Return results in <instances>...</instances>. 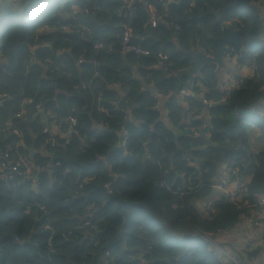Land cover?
Here are the masks:
<instances>
[{
	"label": "trees",
	"instance_id": "16d2710c",
	"mask_svg": "<svg viewBox=\"0 0 264 264\" xmlns=\"http://www.w3.org/2000/svg\"><path fill=\"white\" fill-rule=\"evenodd\" d=\"M252 3L177 0L165 8L159 0H143L127 20L124 0H16L14 9L0 6V153L7 152L11 161L31 149L53 154L33 156L35 166H53L38 174L37 191L15 178L0 180V264H143L140 258L148 264H224L202 237L214 241L244 220L264 216V205L257 204L264 196V149L247 156L238 146H247L252 124L260 126L256 120L264 92V43ZM84 11L95 23L82 16ZM228 19L250 24L241 62H252L261 80H245L225 94L214 65L191 77L177 75L192 66L188 52L213 48L209 38L227 34L220 35L219 24ZM44 23L49 31L35 32ZM124 24L132 31L130 43L148 56L122 54ZM172 25L179 29L172 31ZM197 37L199 44L193 43ZM97 44L102 48L96 50ZM141 83L167 97L170 128L154 110L157 99L142 91ZM113 84L120 91H110ZM195 84L213 105L185 98L184 114L179 93ZM27 98L29 106L23 104ZM119 100L126 101L132 122L126 123ZM98 104L105 114L96 111ZM189 112L192 117L206 113L211 130L205 144L192 142L185 122ZM68 117L76 119L78 134L66 143L54 132L65 130ZM121 125L125 150L117 145L123 139ZM187 125L198 129V121ZM44 127L49 134H42ZM49 136L53 147L45 144ZM189 160L199 167H186ZM222 163L243 184L237 203L213 194L210 182ZM79 184L82 189L75 194ZM86 222L92 225L73 229L74 223ZM87 229L91 235L84 239L78 233ZM252 254L240 253L248 260Z\"/></svg>",
	"mask_w": 264,
	"mask_h": 264
},
{
	"label": "crops",
	"instance_id": "0c3cea01",
	"mask_svg": "<svg viewBox=\"0 0 264 264\" xmlns=\"http://www.w3.org/2000/svg\"><path fill=\"white\" fill-rule=\"evenodd\" d=\"M169 1H168L169 2L168 4L177 2V0H169ZM159 2H161V0H159ZM4 4L12 5V9H14L16 7V0H8ZM251 7L253 8V10H255V19H256V23L258 27V37L260 38L262 36L263 39H260V40H262V42L264 43V0H253ZM73 10L74 9H72V11ZM219 25H220L219 26L220 35L225 32H227V34L219 36V37L217 36H212L210 38L208 37L211 41L213 39L227 38L229 34L233 32H237L239 35L238 39L240 42V48L234 52V57L228 56L227 53H225L221 58V66H218L216 64L214 65L216 68V73L219 77V85H218L219 91L226 94L225 90L228 88L230 80L232 79H237V80L239 79V80H242L243 82L251 78L261 80V77L255 75V67L252 62H249V61L241 62V59L243 57L242 56V53H243L242 46L245 42H248V39L250 38V34H246L244 30L248 29L250 24L248 22L246 23L245 19H241V20L240 19H236V20L228 19L226 21L221 22V24ZM200 42L201 40L198 37L193 39V43L195 44H199ZM230 49L234 51L232 47ZM196 50L200 51L204 49L196 48ZM204 52L206 55L213 57L215 56V53H216V47L215 46H213V48L209 47L205 49ZM132 71L136 72L134 69H132ZM133 75H134L133 77L138 78L136 73H134ZM262 80H263V84H262V87L260 88V92L264 91V76H262ZM147 88H148L147 86L141 83V90L148 91ZM110 89H111L110 91H117L116 89L111 88V87ZM124 96L125 94H121L122 99ZM158 97L159 98L157 99V104L154 110L157 111L159 118L162 119L165 124H168L167 127L170 128V124L168 122V118H169L168 111H167V108H165L164 106L165 103H167L168 99L167 97H163L161 95H159ZM178 98H180V100L182 101V104L184 106V114H185V112L187 111L186 102L184 101L182 97H180V95ZM159 99L161 100V102L159 101ZM259 110L260 112L258 113L256 122L259 123L260 126H256L255 124H252L248 128V131H251V134L254 131H256L257 134L250 136L251 134L248 132L247 142H246L247 146L242 145L241 142L238 145V146L241 145L240 146L241 150L247 156H250L252 153H256L257 151L264 149V92H263V98L261 100V107ZM205 112H207V110H205ZM205 112L204 114H199L194 117H192L188 113L190 117L188 116L185 117L187 119L185 121L187 124H189V120L191 119L192 121H198V129H194L193 127L186 124V128L190 130V133L192 132L191 138L193 139L192 142L194 143L195 141H197L200 144H205L208 141V138L204 135V130L207 126V123H206L207 116ZM132 117L134 119L133 115ZM59 131H60L59 129L56 130L54 132L55 134L54 136H58L60 133ZM200 131L202 133H200ZM117 145H119V143H117ZM33 152H34V155L35 153L37 154L41 153L37 149L33 150ZM187 166L192 167L193 169H194V166L199 167V165H196V164H193V166H190V164H187L186 167ZM216 167H217V173L215 177L211 179L210 185L214 186L218 184L219 179L221 177H224L226 178V181L228 182L227 184L230 188H235L237 191H240L239 187H241L243 184L241 183V181L236 180L231 177V175L229 174L230 168L228 167V164L226 163H222L219 165L217 164ZM197 179L200 180L201 175L198 176ZM246 180L247 178L244 179V181ZM35 182L38 183V176ZM31 189L36 191L37 186ZM212 190H213V194L222 195V193L219 190H216L214 188H212ZM214 197L216 196L213 195L211 198H214ZM263 219H264V216H259L257 220L262 222ZM263 238H264V227L263 226L257 227V226L247 223V221L244 220L241 225H239L235 230L231 231L230 233L219 234L216 237V239L212 241V245L214 246V248L219 247L222 250H224V252L227 255L234 257L236 261H238L239 264H264V243L262 241ZM244 252L253 253L250 260H248L246 256L240 255V253H244ZM237 258H240L241 262Z\"/></svg>",
	"mask_w": 264,
	"mask_h": 264
},
{
	"label": "built area",
	"instance_id": "2783aa9c",
	"mask_svg": "<svg viewBox=\"0 0 264 264\" xmlns=\"http://www.w3.org/2000/svg\"><path fill=\"white\" fill-rule=\"evenodd\" d=\"M135 0H126L125 1V5H124V12L125 14H128L130 12V8L131 5L134 3ZM164 4L167 3L169 0H161ZM167 1V2H166ZM170 2V1H169ZM168 2V3H169ZM179 28L177 26H173L172 25V31H177ZM49 28L47 27V25H44L40 32H48ZM130 35H131V30L125 26L124 30L122 31V36H121V40H120V48H121V52L122 54H134V55H140V56H148L149 52L147 50H144L140 45L138 44H131L130 43ZM96 50L101 48V45H95L94 46ZM205 51V50H203ZM59 52V51H56ZM227 55L234 57V51H232L231 49L227 51ZM158 58L161 61H165L167 60V56L166 55H161L158 54ZM83 60L81 58L78 59L77 63L78 64H82ZM242 84V80H237V79H232L230 80V83L228 85V88L225 90L226 94L229 93L232 89H237L239 88V86ZM111 88L116 89L117 91H120V86L118 84H113L112 86H110ZM86 87L84 85H82L80 87L81 90H84ZM144 88V87H142ZM142 91H146V90H142ZM205 94V90L203 89V87L200 84H195V86L191 89H184L182 91H180L179 95L180 97H182L183 99L185 98H195V99H202L203 98V104L209 108L213 105V102L211 100H207L204 99V95ZM153 96L158 99L159 94L154 92ZM5 97V96H4ZM121 105L125 106V112H126V123H130L133 121V117L131 114L130 109H128L126 107V101L122 100ZM23 104L25 106H29L32 104V100L31 99H24ZM37 110H40V105L36 106ZM96 111L98 113H102L105 114L106 110L104 109V107L100 104L97 105L96 107ZM190 114V112H189ZM188 114V116H189ZM24 113H19L15 115V118H20L21 116H23ZM66 122H67V126L65 128V130L63 132H61V130L58 132L59 135L57 136L59 139L63 140L64 142L68 143L73 137H75L78 133L77 130L75 128L76 125V119L74 117H68L66 118ZM50 125H53V123H51ZM6 126L8 127L9 130V123H6ZM211 128L207 125L205 130H204V135L208 138V134ZM49 128L48 127H44L42 129V134L47 135L49 134ZM119 132L121 134V136L123 137L122 141H120V147L125 150L126 149V143H127V139L125 137L126 134V130H125V125H121ZM53 137V136H52ZM51 136H49V139L47 138L45 140V144L46 145H50L51 147L54 146L55 144V140L54 138H52ZM40 155H43L45 158L47 157H52L53 154L49 151L46 152L44 150H40ZM10 156L7 152H2L0 153V180L9 183V181L12 178L18 179L20 181H22V183H27L29 186H31V188H35L37 186L38 183H36V179L39 173H42L43 171L47 170V169H51L53 166L52 165H48L46 168L45 167H37L35 166V164L33 163L32 159L29 155H18L14 160H10L9 159ZM189 162V161H188ZM190 165H193V163H190ZM58 164L55 163L54 166H57ZM229 178V177H228ZM228 182L226 181V178L221 177L219 179L218 184L211 186V188H214L216 190H219L222 195L227 199L228 202L230 203H237L238 200L240 199V195H238L239 191H237L235 188H230L227 184ZM82 189V184L77 185L76 188V192L75 194H78L80 192V190ZM257 204L259 205H264V196H261L258 198L257 200ZM206 206V205H205ZM30 211V210H28ZM247 223L257 226V227H264L263 223L261 221L255 220L254 222L250 220L247 221ZM92 224L86 222L78 227H76L75 229L78 230L79 228H86L88 226H90ZM46 229H49L48 226L45 227ZM53 235V232H51ZM230 232H223L221 234H228ZM69 235L71 233H68ZM194 234V233H193ZM87 235L88 237L91 235L88 232L87 229ZM196 235V234H194ZM197 236V235H196ZM202 239L205 242H209L212 244V239L211 237L208 235H204L202 237ZM16 241H20L19 239H15ZM263 243H264V238H263ZM215 256L217 257V259H221L224 264H239L238 261H236V259L230 255H227L224 250H222L219 247L215 248ZM105 256H108V254H106ZM143 264H148V262L143 261L142 258L139 259Z\"/></svg>",
	"mask_w": 264,
	"mask_h": 264
},
{
	"label": "water",
	"instance_id": "95a60500",
	"mask_svg": "<svg viewBox=\"0 0 264 264\" xmlns=\"http://www.w3.org/2000/svg\"><path fill=\"white\" fill-rule=\"evenodd\" d=\"M82 16L84 18L88 19L89 21L95 23L94 17L87 16L84 14H82ZM238 37H239L238 33L233 32V33L229 34V36L227 38L213 39L211 42H212L213 46L216 47V53H215V56H213V57L206 55L203 50L188 52L187 56H189L191 58L192 66L189 67L188 69L182 71V72H178L177 75H185L187 77H191V76L195 75L199 70H201V67H203V66L215 65V64L218 66H221L222 56L225 53H227L228 50H230V48H228V47H232L234 51H237L240 48V42H239ZM147 89L149 92L154 94L153 89H151L149 87ZM159 101L161 102L160 99H159ZM200 133H202V132L200 131ZM225 153L229 154L231 152L228 150ZM29 156L31 158H33V156H34L33 150L29 151Z\"/></svg>",
	"mask_w": 264,
	"mask_h": 264
},
{
	"label": "clouds",
	"instance_id": "9594fccd",
	"mask_svg": "<svg viewBox=\"0 0 264 264\" xmlns=\"http://www.w3.org/2000/svg\"><path fill=\"white\" fill-rule=\"evenodd\" d=\"M125 1H126V0H124V3H125ZM136 2H143V0H135L134 3L131 5L130 12H129L128 14H125V12H124V5H125V4L123 5L122 12H123V15H125V16H123L124 18H127L128 16L132 15V12H133V6H134V4H135ZM2 4H4V3H3V0H0V6H1ZM5 7H6V8L9 7V5H6V4H5ZM5 7H4V8H5ZM78 12H79V11L76 9V10H75V14H78ZM84 12H85V13H84ZM84 12H83L84 15L91 16V15L86 14V13H87L86 11H84ZM92 17H93V16H92ZM151 18H152V17H151ZM151 18H150V19L148 20V22L144 25V28H146V27H148V26L151 25V23H152V19H151ZM75 21H76V19L74 20V22H75ZM94 21H95V19H94ZM44 25H47V23L42 24V25L40 26V28H39L38 30H36L35 32H37V31L40 32L41 28H42ZM79 26H82V25H79ZM125 26H127V25L124 24V25L122 26V31L124 30V27H125ZM127 27H128V26H127ZM128 28H129V27H128ZM129 29H130V28H129ZM130 30H131V29H130ZM81 31H82V32H86V31H87L86 27H85V26H82ZM131 35H132V31H131ZM131 35H130V38H131ZM121 36H122V33H121L120 36H119V39H120V40H121ZM97 45H101V44H97ZM94 48H95V47H94ZM101 48H102V45H101ZM101 48H100V49H101ZM77 61H78V60H77ZM77 64H78V63H77ZM82 64H83V62H82ZM78 65H81V64H78ZM80 87H81V86H80ZM36 106H37V105H36ZM36 106L34 107L35 110H37V109H36ZM40 107H41V106H40ZM38 111H39V110H38ZM45 123H48V121H47L46 119H45ZM45 123H44V124H45ZM118 148L121 149L120 146H118ZM189 162H190V163H193L191 160H189ZM193 164H195V162H194ZM196 165H197V164H196ZM190 166H193V165H190ZM197 167H198V166H197ZM197 167L194 166V169H196ZM36 191H37V189H36ZM80 225H81V224L74 223L72 226H74L73 229L76 230L75 228L78 227V226H80ZM68 233H72L71 230L68 231V232L66 233V235H67ZM78 234H81V236H83L84 239L88 237L87 233H78ZM68 235H69V234H68ZM13 239H14V242H15V243H20V241H16V240H15V239H16L15 236H13Z\"/></svg>",
	"mask_w": 264,
	"mask_h": 264
},
{
	"label": "rangeland",
	"instance_id": "374dc122",
	"mask_svg": "<svg viewBox=\"0 0 264 264\" xmlns=\"http://www.w3.org/2000/svg\"><path fill=\"white\" fill-rule=\"evenodd\" d=\"M161 2H162V1H161ZM161 2H160V3H161ZM166 2H167V1H166ZM162 5L165 6V8H166L167 5H168V2H167V4H166V3L164 4V3L162 2ZM73 9H74L73 11L75 12L76 9H75V8H73ZM73 14H74V13H73ZM125 19L127 20V18H125ZM151 68H156V69H157V67H155V66H152ZM133 69H135V66L133 67ZM174 74L176 75V73H174ZM248 132L251 134V131H248ZM255 134H257L256 131H254L250 136H253V135H255ZM202 147H203V146H202ZM202 147H200V148H202ZM40 210H41V212L43 213V211H42V210H43V207H41ZM30 214H31V210L29 211V215H30Z\"/></svg>",
	"mask_w": 264,
	"mask_h": 264
}]
</instances>
